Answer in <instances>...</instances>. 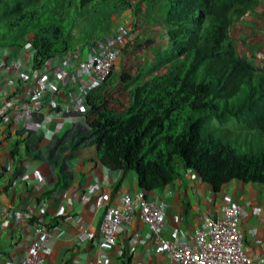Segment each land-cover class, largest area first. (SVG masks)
<instances>
[{
    "label": "crops",
    "instance_id": "obj_1",
    "mask_svg": "<svg viewBox=\"0 0 264 264\" xmlns=\"http://www.w3.org/2000/svg\"><path fill=\"white\" fill-rule=\"evenodd\" d=\"M135 19L131 9L113 16L128 37ZM230 35L237 54L264 69V0L234 22ZM111 45L108 38L54 57L42 70L32 68L27 43L0 47V264H20L37 223L49 234L39 252L43 264H179L156 251L135 207L112 240L100 231L107 207L141 192L161 207V233L172 242L191 240L203 215L219 217L222 204L238 206L242 252L262 260L264 183L232 179L214 192L185 169L181 178L145 192L133 170L102 163L86 123V95L105 91L91 83L89 67L95 52ZM14 60L17 69L8 65ZM38 80L43 92L34 97Z\"/></svg>",
    "mask_w": 264,
    "mask_h": 264
},
{
    "label": "trees",
    "instance_id": "obj_2",
    "mask_svg": "<svg viewBox=\"0 0 264 264\" xmlns=\"http://www.w3.org/2000/svg\"><path fill=\"white\" fill-rule=\"evenodd\" d=\"M259 1L0 0V47L27 43L38 69L112 38L113 16L131 9L154 22L167 44L152 50L134 77L118 76L130 87L122 109L109 107L106 90L86 95V123L102 163L133 170L145 192L185 169L214 192L232 179L263 184L264 69L238 55L230 35ZM207 117L233 118L244 133L258 130L262 143L256 149L224 143L203 132Z\"/></svg>",
    "mask_w": 264,
    "mask_h": 264
},
{
    "label": "built area",
    "instance_id": "obj_3",
    "mask_svg": "<svg viewBox=\"0 0 264 264\" xmlns=\"http://www.w3.org/2000/svg\"><path fill=\"white\" fill-rule=\"evenodd\" d=\"M127 29L115 27L112 36L113 45L100 48L95 52L89 72L92 84L99 86L108 77L113 65L116 64L123 45L126 43ZM105 42V41H103ZM101 42L96 43L95 45ZM12 69L20 65L16 60L8 63ZM44 68V67H43ZM43 68H40L42 70ZM38 80L34 86V97L42 94ZM54 104H58L56 100ZM58 106V105H57ZM133 207L138 218L152 234V241L157 252L167 253L171 260L179 264H264L242 252V235L238 229L239 208L235 205L222 204L221 215L212 217L203 215L201 228L188 242H172L162 236L161 207L149 201L143 192L134 198L124 195L119 206L107 207L100 221L99 228L106 240H112L116 229L127 220V212ZM134 209V208H133ZM86 234H80L85 237ZM49 238L48 230L42 223L34 225V240L20 264H43L40 251L46 246Z\"/></svg>",
    "mask_w": 264,
    "mask_h": 264
},
{
    "label": "rangeland",
    "instance_id": "obj_4",
    "mask_svg": "<svg viewBox=\"0 0 264 264\" xmlns=\"http://www.w3.org/2000/svg\"><path fill=\"white\" fill-rule=\"evenodd\" d=\"M141 4L144 6L143 3ZM135 21L137 25L131 26L130 36L122 47L121 55L113 66L111 75L104 85H100V91L105 86L107 93L104 98L109 107L117 110L122 109L127 103L130 88L126 87L128 80L120 82L117 80L118 76L125 73L134 77L139 68L145 67L152 56V50L156 47L165 48L167 44L162 37L161 29L154 22L143 16L136 17ZM163 71L164 69L160 68L156 72ZM233 120L228 118L222 121L207 117L205 124L208 128H204L203 132L212 131L222 142L236 147L244 148L246 145H251L253 149H256L262 143L260 132L252 130L251 133H244Z\"/></svg>",
    "mask_w": 264,
    "mask_h": 264
},
{
    "label": "clouds",
    "instance_id": "obj_5",
    "mask_svg": "<svg viewBox=\"0 0 264 264\" xmlns=\"http://www.w3.org/2000/svg\"><path fill=\"white\" fill-rule=\"evenodd\" d=\"M127 37H128V36H127ZM94 45H95V44H94ZM121 51H122V49H121ZM120 55H121V53H120ZM119 57H120V56H119ZM118 59H119V58H118ZM49 61H50V60H49ZM49 61H48V62H49ZM117 61H118V60H117ZM45 66H46V65H45ZM45 66H43V67H45ZM113 66H114V65H113ZM113 66H112V67H113ZM43 67H41V68H43ZM38 69H40V68H38ZM110 71H111V70H110ZM108 76H109V75H108ZM107 79H108V77H107ZM107 79H106V80H107ZM106 80H105V81H106ZM105 81H104V82H105ZM104 82H103L102 84H100V85H104ZM100 85H99V86H100Z\"/></svg>",
    "mask_w": 264,
    "mask_h": 264
}]
</instances>
